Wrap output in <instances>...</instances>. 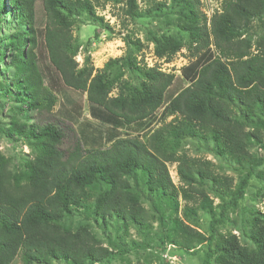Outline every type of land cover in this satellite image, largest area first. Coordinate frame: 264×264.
Masks as SVG:
<instances>
[{"label":"trees","instance_id":"16d2710c","mask_svg":"<svg viewBox=\"0 0 264 264\" xmlns=\"http://www.w3.org/2000/svg\"><path fill=\"white\" fill-rule=\"evenodd\" d=\"M1 1L0 23L4 14L16 20L19 30L9 38L0 37V66L14 68V100L24 106L20 111L51 113L57 101L38 69L36 50L41 35L45 57L59 83L85 93L90 105L102 109L114 122L129 126L147 120L159 109H163V120L174 117L145 142L116 138L104 149H84L78 138L64 149L65 131L54 123L29 127L14 123L9 131L1 130L22 138L33 157L13 172L9 159L0 152V264H13L17 258L22 264H110L126 251L102 247L87 224L78 225L75 231L63 224L74 211H88L92 198V214L103 223L114 218L143 232L156 219L161 224L168 221L164 238L169 244L188 252L206 243L203 264H264V213L252 212L250 247L235 235L216 230L226 221L228 211L244 199L250 180L264 177V170L257 172L264 160L248 152L253 145L264 151V37L253 39L248 28L252 20L264 17V0H225L209 27L199 0H170L194 58L181 69L190 84L175 94L169 93L176 80L173 74L141 66L135 57L110 59L100 70L87 58L78 67L72 28L82 15L102 20L95 16L100 0H41L45 23L40 35L34 12L40 0H9L8 9ZM136 1L127 0V9L140 17ZM164 7L154 6L157 11ZM151 41L156 55L167 61L183 48L181 40L172 35H154ZM120 67L134 74L137 82L133 77L123 80ZM114 89L117 94L111 96ZM195 138L212 142L217 156H226L239 167L242 176L234 188L231 180L214 172L210 161L179 153L184 141ZM168 164L177 165L180 183L201 198L200 209L210 214L208 236L173 216L178 211V189ZM138 173L155 197L157 217L142 206L132 189L129 179ZM205 185L214 190L220 204L213 206ZM183 196L190 198L186 193ZM162 205L170 209L166 219ZM193 214V209H185V217Z\"/></svg>","mask_w":264,"mask_h":264},{"label":"rangeland","instance_id":"374dc122","mask_svg":"<svg viewBox=\"0 0 264 264\" xmlns=\"http://www.w3.org/2000/svg\"><path fill=\"white\" fill-rule=\"evenodd\" d=\"M225 0H199V10L206 17L207 26L214 14L221 13V6ZM9 6V0L1 3ZM137 13L129 14L127 0H100L99 7L95 8V16L82 15L75 19L72 35L77 47L75 61L78 67H82L88 58L89 64L94 69L100 70L110 59H122L123 57H135L136 61L146 68H158L164 73H171L176 77L175 83L170 89V94H175L187 87L190 83L182 76L181 69L189 65L194 58L189 50V37L180 29L176 21L177 12L170 5V0H137ZM165 4L164 9L157 11L154 6ZM35 28L38 34L43 32L45 17L41 0L37 1L34 8ZM0 23V37L9 38L18 33L16 20L2 15ZM249 33L253 39L264 37V17L256 18L248 25ZM172 35L183 43V48L167 61L165 57H158L155 53L154 43L151 37L154 35ZM38 69L42 72L45 85L56 95L57 101L51 111L46 112H22L24 106L14 100V68L0 66V152L9 159L10 169L17 171L22 168V161L33 157L28 144L16 135H4L1 130L9 131L15 123L18 125H44L47 123L58 124L65 131L63 148L72 145L74 138H78L84 149H104L110 146L116 138H137L145 142L148 136L157 128L169 123L174 116L162 118V110L145 121L134 123L129 126L114 122L102 109L90 105L86 94L65 89L57 80L56 73L48 65L46 52L39 38ZM255 52L254 46L251 49ZM40 53L41 56H40ZM48 67V68H47ZM117 68V67H116ZM114 68L113 73L117 71ZM123 72V80L137 82L136 76L127 68L120 67ZM12 89V94L6 95L5 91ZM117 94V89L111 92V96ZM71 128V130H69ZM213 143L198 138L187 139L179 149V153H185L191 157L208 160L213 164L214 172L223 178L231 180L234 188L240 180L242 173L239 167L228 157L217 156L214 152ZM249 154L257 159L264 160V151L258 146H250ZM176 164H168L170 178L178 189V211L173 216L181 222L189 225L192 229L206 236L210 234V214L200 209L201 198L196 194H190L180 183L176 172ZM264 170V166L257 169L258 173ZM133 191L139 196L140 203L150 213L158 216L153 207L154 195H150L138 173L129 179ZM213 206L220 204L213 189L205 185ZM211 189V190H210ZM188 194L190 198H184ZM92 198L88 204V211L78 209L67 217L63 224L71 230L80 224L89 225L100 245L109 251L115 252L118 248L124 249L116 255L110 264H203L207 251L206 243L195 245L194 250L188 252L179 246L166 242L164 236L169 229V222L161 224L159 220L152 222L148 231H139L131 224H122L114 218H109L105 223L95 218L92 214ZM193 209L195 214L185 217V209ZM161 211L165 219L170 216V209L164 205ZM264 213V177L252 178L247 187L244 199L237 206L228 211L226 221L216 227L217 232L229 236L235 235L238 241L246 246H251L250 220L252 212ZM13 264H22L17 258ZM49 264H67L65 261H52Z\"/></svg>","mask_w":264,"mask_h":264}]
</instances>
